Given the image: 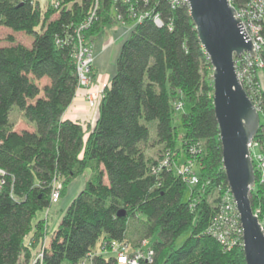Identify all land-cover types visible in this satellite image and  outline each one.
I'll return each instance as SVG.
<instances>
[{"label":"trees","instance_id":"1","mask_svg":"<svg viewBox=\"0 0 264 264\" xmlns=\"http://www.w3.org/2000/svg\"><path fill=\"white\" fill-rule=\"evenodd\" d=\"M59 1L52 17L57 8L44 9L43 0H0V24L32 35L30 44L12 34L11 43L0 44V168L5 171L0 264H84L86 258L92 264H118L107 251L111 240L137 246L145 238L154 255L140 264H246L242 235L229 246L209 231L230 186L214 111L213 66L190 5L183 0ZM251 1L231 0L237 10ZM91 8L97 16L82 27ZM156 14L162 24L154 21ZM121 25L130 32L104 85L95 125L65 117L79 84V36L93 47L99 33ZM259 56L264 63V48ZM91 68L94 74L93 63ZM259 70L264 64L252 66L251 85L243 84L260 112L253 141L264 146ZM178 101L182 112L176 123ZM14 107L26 126H16ZM150 140L157 144L153 153L145 146ZM192 147L198 149L199 176L190 185L173 164L182 153L194 156ZM166 156L172 162L159 167ZM253 163L250 198L264 226V181L254 158ZM87 169L84 186L49 233V221L38 213L51 206L55 182L63 197Z\"/></svg>","mask_w":264,"mask_h":264},{"label":"water","instance_id":"2","mask_svg":"<svg viewBox=\"0 0 264 264\" xmlns=\"http://www.w3.org/2000/svg\"><path fill=\"white\" fill-rule=\"evenodd\" d=\"M198 36L213 66V102L223 163L243 226L246 264H264V226L250 194L256 182L249 145L260 127V112L237 72L235 56L254 55L231 0H188Z\"/></svg>","mask_w":264,"mask_h":264},{"label":"built area","instance_id":"3","mask_svg":"<svg viewBox=\"0 0 264 264\" xmlns=\"http://www.w3.org/2000/svg\"><path fill=\"white\" fill-rule=\"evenodd\" d=\"M55 1V0H50ZM181 0H172L173 3L177 4ZM188 3V0H183ZM189 4V3H188ZM95 8L89 10V15L81 23L82 27H86L93 22V19L96 15ZM137 15L136 13H133ZM143 14H139L140 18ZM237 16L240 17L244 28L252 39L254 44L255 54L252 55L249 52H243L239 56H235L236 67L238 64H241L239 69L237 67V72L242 83H247L251 85L252 76L250 73V68L255 65L257 68L263 66V60L259 56V51L264 48V0H253L249 3L248 6H245L237 10ZM154 21L158 24H162V18L159 14H156ZM77 67L79 74V84L77 90L84 88L85 96L89 103V106L94 108L99 106V103L103 97L104 88L93 90L88 87L91 82V65L93 63V47L90 44H87L82 36H79V46L77 52ZM244 85V84H243ZM257 106V104H256ZM182 107V102L178 101L176 103V108L180 109ZM258 108V106H257ZM259 110V109H258ZM254 144L259 145L261 151L258 155V167L260 169L261 179L264 181V146L260 142H252L249 145L250 154L252 160L254 155H252V148ZM193 154H195L198 149L195 147L191 148ZM186 164L177 169V171L182 175L184 180L192 185L198 181V175L194 170L195 158H187ZM169 156L161 159L159 167L167 166L171 163ZM5 171L0 168V176L4 174ZM1 185V180H0ZM60 183L55 182V187L52 190V199L57 201L60 197ZM240 223L241 226L238 224ZM209 231L215 234L222 242L231 246L233 243L239 240V236L242 235L243 240V226L240 219V214L238 212L236 202L232 195L231 189L227 192L224 197L222 204L220 206V212L215 216L212 224L209 227ZM244 243V241H243ZM110 249L107 251L111 252L118 264H140L141 260L152 261L154 255V249L149 245V239L145 238L137 246H134L131 242L125 240H111ZM98 252H101L99 250ZM93 254L89 255L90 257ZM89 262V263H88ZM84 264H92L90 258H86L83 262Z\"/></svg>","mask_w":264,"mask_h":264},{"label":"crops","instance_id":"4","mask_svg":"<svg viewBox=\"0 0 264 264\" xmlns=\"http://www.w3.org/2000/svg\"><path fill=\"white\" fill-rule=\"evenodd\" d=\"M129 32H130L129 26L121 25V26L109 27L104 32L99 33L97 35L93 43V48L95 50L96 47L97 54L99 56L98 57L95 56L93 61V71H94L93 86L98 87V89H101L104 88V85L107 82H109L111 76L116 70V61L122 43L125 40V38L128 36ZM258 74H259L261 87L264 90V71L259 70ZM98 115H99V106L91 108L84 99L83 94L77 90L72 102L67 107L64 113L65 117L77 119L85 125L88 124V126L91 128L95 125ZM90 173L91 170L87 169L84 174L77 176L69 184V186L71 187L70 195L66 197L64 202L52 203L51 206L46 207L47 208L46 210L49 211V214H53V216L56 218L58 217L60 221L64 209L69 204L73 196L77 194L78 191L76 190L79 188L81 189L84 186L86 178L90 175ZM40 213H42V211ZM40 213L38 214V216H42ZM59 221L57 222L56 226L58 225ZM54 225L55 224H52V226ZM49 240L50 237L48 236L46 242L48 243Z\"/></svg>","mask_w":264,"mask_h":264},{"label":"rangeland","instance_id":"5","mask_svg":"<svg viewBox=\"0 0 264 264\" xmlns=\"http://www.w3.org/2000/svg\"><path fill=\"white\" fill-rule=\"evenodd\" d=\"M41 4H42V6H43L44 9H45V6L46 7L48 6V4L50 6L56 7L57 8L56 13L54 12L53 13V16H52V17H56L58 15V12L57 11L59 10V8H60V6H61L62 3L59 0H55V1L43 0V2ZM10 34H12L14 36V38H15L16 41H24L27 44H30L31 41H32V35L27 34L26 32H23V31H16V30L14 31L11 27L0 24V44H8V43H11V41L8 39V35H10ZM95 56H97V57L99 56L97 54L96 47H95V50L93 48V61H94V57ZM91 78H92V80L89 83L88 87L91 88V89H93V90H97L98 87L93 86L94 85L93 84V82H94V74H92V73H91ZM79 92H81L83 94L84 99L86 100L87 104L89 105V103L87 101V98H86V96L84 94L85 93V89L84 88H81V89H79ZM181 112H182V110L179 109V110L176 111V113L174 115L175 116V122L176 123L178 122V117L181 114ZM12 118L17 121V123H16V126L17 127H21V126H26L27 125V123L24 122V120H26V119L23 117V115L21 114V112L19 111V109L17 107H14L12 109ZM153 125H154L153 123L150 124V138L149 139H151V140L152 139H155V130H154ZM151 140L149 142H146L145 143L146 150H147L148 153L155 152V150L157 148L156 142L155 141L152 142ZM260 151H261V149H260L259 145L254 144V146L252 148V153H253L252 155H254V159L255 160L256 159L258 160V155L260 154ZM193 155L194 156H192V157L195 158V164H194L193 167H194V170L196 171L197 175L199 176V168L197 166L196 155L195 154H193ZM186 160H187V156L182 153L181 156L178 158V160L175 161L174 164H173L174 167H175V169L177 170L178 168H180L181 166H183L184 164H186V162H187ZM70 188L71 187L69 186L68 192L66 193V195L63 196V197L60 196V199L58 201H56V202H60V203L64 202V200L66 199V197L68 195H70V190H71ZM79 189H77L76 191H79ZM188 191H189V188L187 189L184 198L187 197ZM56 202H54V203H56ZM46 209L47 208H45V209L42 210V213L43 214L40 213L41 211L39 212L42 216H38V218H46L49 221V227H50L49 233H51V231L56 227V224L59 221V219H58V217L57 218L54 217L53 214H49V211L46 210ZM57 216H59V215H57ZM36 220H37V217H36V219H34V222H36ZM52 224H55V225L52 226ZM180 240H181V238H180Z\"/></svg>","mask_w":264,"mask_h":264},{"label":"bare ground","instance_id":"6","mask_svg":"<svg viewBox=\"0 0 264 264\" xmlns=\"http://www.w3.org/2000/svg\"><path fill=\"white\" fill-rule=\"evenodd\" d=\"M59 199H60V197L58 198V200H59ZM58 200H57V201H58ZM54 202H56V201H53V199H52V203H54Z\"/></svg>","mask_w":264,"mask_h":264}]
</instances>
